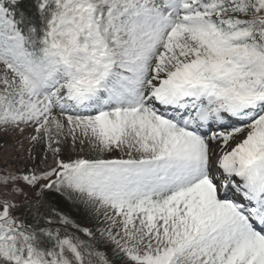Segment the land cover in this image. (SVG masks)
Instances as JSON below:
<instances>
[{
  "label": "snow or ice",
  "instance_id": "obj_1",
  "mask_svg": "<svg viewBox=\"0 0 264 264\" xmlns=\"http://www.w3.org/2000/svg\"><path fill=\"white\" fill-rule=\"evenodd\" d=\"M0 264H264V0H0Z\"/></svg>",
  "mask_w": 264,
  "mask_h": 264
}]
</instances>
